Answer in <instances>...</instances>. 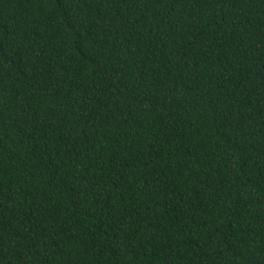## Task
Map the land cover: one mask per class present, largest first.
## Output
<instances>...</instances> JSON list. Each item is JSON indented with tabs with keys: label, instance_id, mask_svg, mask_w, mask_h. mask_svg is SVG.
I'll return each mask as SVG.
<instances>
[{
	"label": "trees",
	"instance_id": "obj_1",
	"mask_svg": "<svg viewBox=\"0 0 264 264\" xmlns=\"http://www.w3.org/2000/svg\"><path fill=\"white\" fill-rule=\"evenodd\" d=\"M0 264H264V0H0Z\"/></svg>",
	"mask_w": 264,
	"mask_h": 264
}]
</instances>
